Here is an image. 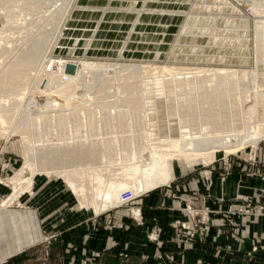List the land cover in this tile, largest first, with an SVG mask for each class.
Instances as JSON below:
<instances>
[{
  "label": "rangeland",
  "instance_id": "obj_1",
  "mask_svg": "<svg viewBox=\"0 0 264 264\" xmlns=\"http://www.w3.org/2000/svg\"><path fill=\"white\" fill-rule=\"evenodd\" d=\"M19 4L30 11V7H26L28 5L25 3ZM42 4L40 3L38 11L34 12V15L28 19L34 17L37 19L31 31L36 30L41 24L43 27V23L47 20L44 17L53 14L56 8L61 7L63 12L60 17L54 16L55 21L58 19L55 26L56 38L49 55L44 56L41 63L49 56L53 59L81 61L85 65L86 78L83 75L82 85L76 87L71 94L61 98L54 97V100L47 95V98L42 97L39 100L42 101V107L48 108L59 100L76 102L77 98L81 96L87 98L85 109L93 112V115L89 114L92 127L95 126L97 120L100 121L102 116L107 113L105 110H100L101 105L104 107L115 101L119 108L125 109L126 107L128 109L129 106L126 104L131 99L130 94L120 92V90L125 84L134 82L133 76L127 75V71L120 68V70L114 69L112 74L105 73L100 77L98 75L93 76L90 68V64L93 62L109 63L116 67L130 64L157 67L172 66L173 68H184L185 71L189 72L186 73L182 69L183 74L186 73L187 76L186 74H179L180 76L174 74L175 76L164 77V80L174 81L176 78L185 80V77L188 78V76L200 77V73L196 75V71H193L199 67L251 71L256 68L258 60L264 57V44L261 43V39L259 41L256 25H254L261 15L255 13L253 15L248 6L241 5L242 3L237 0H63L61 3L49 4L46 2V4ZM14 11H18V9ZM28 11L22 10L23 14ZM6 21L10 24L13 22L12 20L9 22L4 13L0 12V27ZM17 21L20 23L21 19ZM52 27L51 24L46 29L51 30ZM19 29L8 38L10 43H19L16 41L27 34L26 30H20V33ZM189 68L192 72L188 70ZM114 72L119 73V75ZM125 76L127 77L125 78ZM128 77L132 79L129 80ZM97 79H101L100 83H103L97 85ZM156 81L157 84H150L149 88L151 91L157 90L155 92V94L157 93L156 100L160 104L155 105L154 93L150 92L148 95L152 101L150 103L152 122L161 127L164 133L167 126H172L177 130L178 119L168 115L169 109L165 103V85L160 80ZM173 83L174 86L170 87L168 91L179 92L175 94L189 91L187 86ZM193 85L190 83V86ZM28 90L20 95V100L24 102V106L17 105L15 119L12 120L13 124L18 123L23 117L32 120L38 113L33 112L32 107L25 105L33 97ZM125 94L127 95L124 96ZM121 98L124 99V102ZM34 99L37 100L36 97ZM24 108H26V112L23 111ZM155 109L159 112H154ZM62 110L64 109L62 108ZM79 112L80 110H78ZM82 113L81 117L83 116ZM126 122L127 127L125 129L129 130L132 127L130 120L126 118ZM157 122L160 123L157 124ZM84 125L85 123L82 122L79 128H68L64 134L60 136L55 134L51 139L55 143L63 141L72 143L69 140H73L71 139L73 134L87 132ZM96 126L98 125L96 124ZM118 131L119 129L115 128L114 135H118ZM34 139L33 143L40 145L41 151L39 152L43 154L44 144L39 143L37 138ZM0 144H2L0 149L3 148L2 151L0 150V207H23L25 205L22 200L23 196L35 197L39 194H45L49 199L48 207L52 209L51 216L47 219V233L43 241L22 255L0 264H77L78 260L63 258V255L72 252L73 243L71 241L64 243L62 236L70 232L73 227L82 226L81 222L85 223L87 220L92 222L96 229L105 228L111 232L116 229L127 231L133 227L144 230L147 240L146 248L152 245L154 252L150 254L148 250L139 251L138 264H187L184 259L178 258L177 252H184L187 247L194 246L199 239H206L211 236L213 215L211 214L209 217L207 228H205L206 225L198 223V220L203 211L216 209L208 204L214 199L201 193V191L197 190L189 197L184 194L185 188L189 187V180L197 179L200 175L201 180L205 181V186L209 188L213 183L215 173L225 179L232 173L236 163L247 164L249 167L248 175L259 176L264 179V139H261L256 145L244 146L238 152L228 155L225 151H220L215 159L207 165L202 162V159L194 165L176 160L173 163L170 178L165 183L162 185L155 183L150 188H145L138 193L141 196L132 202L126 205L120 203L118 206L111 205L101 212H96L90 204L83 203L65 178L59 175L58 170L50 174L46 172L35 175L32 186L24 190L21 197L16 201L17 203L9 204L5 201L14 193L12 181L20 178L26 171V148L22 136L16 133L6 138L0 137ZM120 147V145L113 144L112 149L115 151L111 153L109 147L106 148L103 144H99L100 152L94 156L90 153L88 156H84L81 161L87 164L86 166L109 165L111 167L107 172H104V177L106 179L121 178L123 174L117 170L122 161L119 153ZM54 150L51 152L59 156ZM148 156L149 154L145 152L144 157L148 158ZM218 163H220V168L215 169L214 167ZM228 164L231 165V169L227 170ZM70 165L79 166L75 162L70 163ZM55 166H59L58 162ZM85 178L83 183L87 185V176ZM155 191H161L162 197L172 199L175 203L172 209L179 211L182 216L162 217L159 214L150 217L145 216L143 205L139 201ZM88 192L91 193L90 190ZM220 199H217L216 203L224 205L226 200L220 202ZM160 201L162 200L158 199V202ZM247 201H253L255 207L264 203V201L251 199ZM230 205L234 204H227L225 210H228ZM158 206L163 207L162 202ZM85 215L89 219H82V216ZM125 219L131 222L127 223ZM166 227H170L174 231V234L168 239L163 237ZM55 243H62V247L53 250ZM258 248L257 245H253L249 255L252 257ZM131 251L133 250H130L129 244L125 243L120 252V256L125 261L120 264H131L133 256ZM98 259L96 254L91 261L87 257L83 258L79 264H102L98 263ZM197 264L203 263L197 262Z\"/></svg>",
  "mask_w": 264,
  "mask_h": 264
},
{
  "label": "bare ground",
  "instance_id": "obj_2",
  "mask_svg": "<svg viewBox=\"0 0 264 264\" xmlns=\"http://www.w3.org/2000/svg\"><path fill=\"white\" fill-rule=\"evenodd\" d=\"M62 1L0 0V12L4 13L9 22L13 21L11 24L6 21L0 27V137L6 138L15 133L19 134L26 148V171L20 178L12 181L14 193L6 199V203L18 201L24 190L32 186L35 175L46 172L50 174L58 170L59 175L65 178L83 203L90 204L96 212H101L111 205L118 206L119 195L125 188H131L138 195L155 183L161 185L165 183L170 178V172L176 160L194 165L202 159V162L207 165L220 151H225L228 155L238 152L244 146L256 145L258 141L264 139V57L258 60L256 68L251 71L199 67L193 71H196V75L200 73V77L188 76L185 80L174 78V81L164 80V77L174 74L182 75L184 68L131 64L116 67L109 63L93 62L90 64L93 76L112 74L114 69H123L127 71V75L133 76L134 82L121 85L120 90L130 94L132 100L128 99L129 103L126 104L129 106L128 109L119 108L115 101L104 107L101 105L100 110H105L107 113L92 127L89 114L93 115V112L89 109L86 111L87 98L83 96L77 98L76 102L59 100L48 108L42 107V101L39 98L47 95L53 100L54 97H64L82 85L83 75L86 78L84 62L53 59L49 56L41 63L44 56L49 55L54 44L55 26L58 20L55 21L54 16H61L63 12L61 7L56 8L50 16L44 17L47 20L43 23V27L41 24L36 30L31 31L37 19L36 17L28 19L38 11L40 3L52 4ZM237 1L243 6H248L253 15L254 13L261 15L254 25H256L259 41L261 39V43L264 44V0ZM19 3L28 5L26 7H30V11ZM15 9L18 11H14ZM23 9L28 12L23 14ZM16 19H21L20 23ZM51 24L52 29L47 30L46 27ZM18 28H20L19 31L26 30L27 34L16 41L19 43H10L8 38ZM69 63L76 66L75 74L66 72V66ZM185 70L183 71L189 73ZM188 70L190 71L191 68ZM116 74L119 75V73ZM97 80L98 83L95 80L97 85L103 83H100L101 79ZM156 80L162 81L165 85L168 115L178 119L177 130L167 126L164 133L161 127L152 122L150 110L152 101L148 95L150 92L154 93L155 105L160 104L156 100L157 90L151 91L149 88L150 84H157ZM173 82L187 86L189 91L182 94L168 91L174 86ZM190 83L194 85L190 86ZM29 85L30 88H28ZM26 90L33 97L25 105L32 107V111L38 113L34 119H30L31 121L23 117L18 123L13 124L17 105L24 106L20 95ZM120 95L117 96L120 97ZM35 97L37 100L34 99ZM78 110H80L79 113ZM23 111L26 112V108ZM126 118L130 120V126H132L129 130L125 129ZM82 122L85 123L87 132L73 134L71 138L73 140H69L72 143L52 141L53 135L60 136L68 128H79ZM115 128L119 129L118 135H114ZM34 138L44 144L43 154L39 152L40 145L33 143ZM99 144L109 147L111 153L115 151L112 149L113 144L121 146L119 153L122 161L117 168L123 174L121 178L106 179L104 177V172L111 167L109 165L86 166L87 164L82 163L81 159L84 156L90 153L94 156L101 151L98 148ZM51 150L59 156L54 155ZM145 152L149 154L148 158L144 157ZM57 162L59 166H55ZM74 162L79 166L70 165ZM85 176L88 179L87 185L83 183Z\"/></svg>",
  "mask_w": 264,
  "mask_h": 264
},
{
  "label": "crops",
  "instance_id": "obj_3",
  "mask_svg": "<svg viewBox=\"0 0 264 264\" xmlns=\"http://www.w3.org/2000/svg\"><path fill=\"white\" fill-rule=\"evenodd\" d=\"M2 144H0V147ZM4 146V145H3ZM3 149V148H1ZM0 149V150H1ZM2 151V150H1ZM215 169L220 168V163ZM247 164L236 163L234 170L225 179L218 174L213 175V183L207 188L205 181L199 175L189 180V187L184 194L189 197L192 193L201 191L209 195L213 201L208 204L216 209H226L227 204L233 203L239 207L245 201H264V179L259 176L247 174ZM185 175V173H183ZM183 176V175H181ZM161 191H155L145 196L141 201L145 216L150 217L159 214L162 217L182 216L169 197L164 198ZM224 198L226 203H216L217 199ZM158 199L162 201L158 202ZM23 207H0V263L12 260L22 255L30 248L41 243L47 233V219L51 216L49 199L45 194L35 197L23 196ZM162 202L163 207H159ZM121 212V211H120ZM123 214V213H121ZM89 219L82 216V219ZM127 223L131 221L125 219ZM213 230L209 238L199 239L194 246L187 247L184 252H177L178 258L185 260L187 264H264V216H229L213 215ZM82 226L73 227L70 232L62 236V241L73 243L72 252L63 255V258L78 260L89 258L97 254L98 263L120 264L125 260L120 256L124 244L128 243L132 253L131 264H138L139 251L148 250L154 252V246L146 248L147 240L144 230L136 227L130 230L96 229L92 222H81ZM174 234L170 227H166L164 239ZM253 245H257L258 251L249 255ZM64 246V245H63ZM62 247V243H55L53 250Z\"/></svg>",
  "mask_w": 264,
  "mask_h": 264
},
{
  "label": "built area",
  "instance_id": "obj_4",
  "mask_svg": "<svg viewBox=\"0 0 264 264\" xmlns=\"http://www.w3.org/2000/svg\"><path fill=\"white\" fill-rule=\"evenodd\" d=\"M254 161V160H253ZM231 169V165L228 164L227 165V170ZM140 194H135L133 192L132 189H125L123 191H121L120 195H119V203L121 205H126L130 202H132L133 200H135L136 198L140 197ZM220 202H224V199H220ZM254 205L253 201H247L243 206L236 208L234 205H230V207L228 208V210H223V209H215V210H205L203 211V213L201 214L200 219L198 220V223H201L205 226V228H207V223L209 220V217L212 215H222L223 217H229V216H246V215H254V216H263L264 215V203L259 204V205ZM203 226V227H204ZM204 230V228H203ZM257 249V248H255Z\"/></svg>",
  "mask_w": 264,
  "mask_h": 264
},
{
  "label": "water",
  "instance_id": "obj_5",
  "mask_svg": "<svg viewBox=\"0 0 264 264\" xmlns=\"http://www.w3.org/2000/svg\"><path fill=\"white\" fill-rule=\"evenodd\" d=\"M66 72L68 74H75V72H76V66L74 64H71V63L67 64V66H66Z\"/></svg>",
  "mask_w": 264,
  "mask_h": 264
}]
</instances>
